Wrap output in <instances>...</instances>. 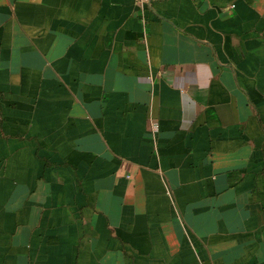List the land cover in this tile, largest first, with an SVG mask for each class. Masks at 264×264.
<instances>
[{
    "label": "crops",
    "instance_id": "1",
    "mask_svg": "<svg viewBox=\"0 0 264 264\" xmlns=\"http://www.w3.org/2000/svg\"><path fill=\"white\" fill-rule=\"evenodd\" d=\"M0 264H264V0H0Z\"/></svg>",
    "mask_w": 264,
    "mask_h": 264
}]
</instances>
